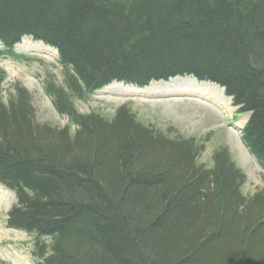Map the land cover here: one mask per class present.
I'll list each match as a JSON object with an SVG mask.
<instances>
[{"label":"trees","instance_id":"trees-1","mask_svg":"<svg viewBox=\"0 0 264 264\" xmlns=\"http://www.w3.org/2000/svg\"><path fill=\"white\" fill-rule=\"evenodd\" d=\"M22 39L56 52L62 85L43 90L69 126L36 120L19 83L3 90L0 186L15 203L7 229L33 237L37 264H264V187L226 148L170 138L126 105L111 119L79 114L111 83L145 88L190 77L214 84L264 172V0H0V59Z\"/></svg>","mask_w":264,"mask_h":264},{"label":"rangeland","instance_id":"rangeland-1","mask_svg":"<svg viewBox=\"0 0 264 264\" xmlns=\"http://www.w3.org/2000/svg\"><path fill=\"white\" fill-rule=\"evenodd\" d=\"M21 42L15 46L14 52L25 58L20 62L12 59H0V69L6 75L3 90L6 94L14 83H19L32 97L36 120L39 124L55 128L69 126L65 116L58 115L50 99L43 90L46 80H53L62 85L63 75L54 52L39 51L28 44L30 52L20 48ZM174 85L173 79L165 82L177 91L153 84V91L144 95L126 91L119 92V87H112L104 92V88L88 95L83 100L72 99L75 110L81 115L94 113L105 119H111L114 111L126 105L136 119L144 125L153 126L170 138H193L198 144L203 143L204 150L198 157V163L211 166V155L218 148H226L233 161L246 176L241 191L245 197L253 195L264 187V172L249 155L241 141L240 129L243 127L246 114H236V110L222 114L211 100H202L196 95L183 91L184 80L190 77H179ZM122 85V84H121ZM199 87L203 83H196ZM150 85L147 87L149 88ZM130 87V86H129ZM145 89V88H144ZM103 91V92H102ZM164 91V92H163ZM218 97V94L215 95ZM211 102V103H208ZM230 103V102H229ZM220 104V103H219ZM215 108V109H214ZM0 264H37L32 256L33 237L16 230L7 229L6 214L15 203L14 194L0 186Z\"/></svg>","mask_w":264,"mask_h":264},{"label":"bare ground","instance_id":"bare-ground-1","mask_svg":"<svg viewBox=\"0 0 264 264\" xmlns=\"http://www.w3.org/2000/svg\"><path fill=\"white\" fill-rule=\"evenodd\" d=\"M28 44L32 45V47L36 48V50L39 51H49V52H53L54 51L46 46H43L42 44L39 43H32L30 41H28L27 39H22L21 40V44H20V48L21 50L25 51V52H30L31 49ZM181 79L179 78H175L173 79V83L174 85H176V81H179ZM184 82L186 84H184V89L183 91L189 92L191 93V95L193 96H197L198 98H201L202 100H211L213 106L218 109L219 112H221L222 114H225L226 112L232 111V109L230 108V101L228 99H226L223 96L222 91L217 88L214 85H209V84H203L199 87V85L197 86L196 83L194 81L191 80H184ZM153 84L154 83H150L149 88L146 87L145 89H136L133 87H128V86H124L121 85L120 83H112L109 86H107L106 88H104V92L108 89H111L112 87L116 86L119 87L121 90H118L119 92L126 91V92H130L133 94H139V95H144L145 93L147 94L148 92H152L153 90ZM156 84H158L159 86H162L165 89H168L170 92H174L177 91L178 88L176 86H172L170 87L167 83H162V82H157ZM179 91V90H178ZM103 92V91H102ZM164 92V91H163ZM218 94V97H215V95ZM208 102V103H211ZM220 103V104H219ZM214 108V109H215ZM247 117H245L243 120L246 121ZM0 199H2V196L0 194Z\"/></svg>","mask_w":264,"mask_h":264}]
</instances>
